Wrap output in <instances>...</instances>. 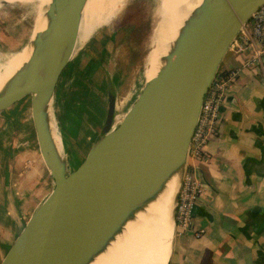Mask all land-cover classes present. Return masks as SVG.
<instances>
[{"label":"water","instance_id":"water-1","mask_svg":"<svg viewBox=\"0 0 264 264\" xmlns=\"http://www.w3.org/2000/svg\"><path fill=\"white\" fill-rule=\"evenodd\" d=\"M84 2L51 0L45 29L28 40L29 59L0 95V114L30 101L38 153L52 186L0 264H89L175 178L165 262L171 264L178 196L204 96L232 41L264 0H202L156 76L144 80L117 124L115 87L106 77L107 108L99 136L84 161L70 171L55 146L50 122L59 78L73 57L75 24Z\"/></svg>","mask_w":264,"mask_h":264},{"label":"rangeland","instance_id":"rangeland-1","mask_svg":"<svg viewBox=\"0 0 264 264\" xmlns=\"http://www.w3.org/2000/svg\"><path fill=\"white\" fill-rule=\"evenodd\" d=\"M157 5L158 0H126L115 15L107 11L100 28L78 47L63 70L51 116L70 171L84 161L99 136L107 108L106 77L115 87V124L139 95L144 84V60L157 23ZM0 15L1 63L3 54L28 43L33 15L29 7L19 5L1 7ZM230 57L227 54L225 61ZM0 142L4 143L0 147V172L4 167L6 185L17 195L14 200L20 197L23 202L18 208L26 219L23 210L37 208L52 188L38 153L28 99L0 114Z\"/></svg>","mask_w":264,"mask_h":264},{"label":"crops","instance_id":"crops-1","mask_svg":"<svg viewBox=\"0 0 264 264\" xmlns=\"http://www.w3.org/2000/svg\"><path fill=\"white\" fill-rule=\"evenodd\" d=\"M243 61L231 54L221 65L224 72L239 70L236 81L221 105L218 133L199 161H188L203 188L192 215L193 230L201 236L193 230L174 236L171 264H264V80L242 68ZM3 169L0 260L36 208L23 210L26 219L21 216L23 202L14 200Z\"/></svg>","mask_w":264,"mask_h":264},{"label":"bare ground","instance_id":"bare-ground-1","mask_svg":"<svg viewBox=\"0 0 264 264\" xmlns=\"http://www.w3.org/2000/svg\"><path fill=\"white\" fill-rule=\"evenodd\" d=\"M125 1L85 0L75 24L73 55L78 47L84 45L91 34L100 28L102 18H106L105 13L110 11L111 16L115 15ZM50 2L51 0H0V4L19 5L31 9L33 23L29 41H32L36 33L45 29L47 23L45 11ZM201 2L202 0H158L155 10L157 23L155 28L153 27L154 30L152 29L149 56L144 60V80H150L156 76L163 65V57L167 55L172 43ZM108 16V19L112 18L110 15ZM31 52L32 45L28 43L17 51L1 56L0 95L6 91L16 72L27 62ZM50 124L58 153L62 158H65L62 138L57 132L56 123L52 120ZM175 185L176 180L173 178L167 183L163 192L142 212L137 213L134 219L127 222L121 233L117 234L107 248L89 264H165L169 255L172 234L169 217Z\"/></svg>","mask_w":264,"mask_h":264},{"label":"built area","instance_id":"built-area-1","mask_svg":"<svg viewBox=\"0 0 264 264\" xmlns=\"http://www.w3.org/2000/svg\"><path fill=\"white\" fill-rule=\"evenodd\" d=\"M228 53L236 57H244L242 68L261 74L264 80V4L251 16L232 41ZM239 70L218 71L211 87L204 96L200 115L191 137L186 169L182 178L175 213V234L181 236L193 230L192 211L203 194V188L193 170L204 154L209 138L218 133L221 119V105L225 100L228 88L236 81ZM189 164L191 166H189ZM195 230H193L194 232ZM196 238L201 233L194 232Z\"/></svg>","mask_w":264,"mask_h":264},{"label":"trees","instance_id":"trees-1","mask_svg":"<svg viewBox=\"0 0 264 264\" xmlns=\"http://www.w3.org/2000/svg\"><path fill=\"white\" fill-rule=\"evenodd\" d=\"M221 70V67H220V69H219V71Z\"/></svg>","mask_w":264,"mask_h":264}]
</instances>
